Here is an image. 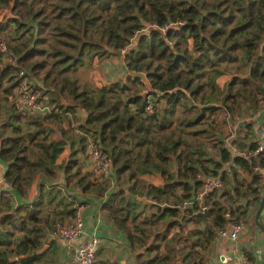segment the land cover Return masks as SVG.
Instances as JSON below:
<instances>
[{
	"label": "trees",
	"instance_id": "1",
	"mask_svg": "<svg viewBox=\"0 0 264 264\" xmlns=\"http://www.w3.org/2000/svg\"><path fill=\"white\" fill-rule=\"evenodd\" d=\"M5 31L11 32L7 46L14 60L0 55V114L8 105L0 125V161L11 186L0 189V264H31L45 254L36 235L38 228L44 235L42 229L27 228L42 220V191L51 185L52 194L55 178L91 192L94 185L84 182L80 160L86 147V138L77 139L82 131L112 160L119 190L110 192L103 209L132 247H146L150 257L141 264H180V255L196 264V247H209L218 229L239 222L247 203L258 209L264 182L253 168L264 166V153L247 160L221 143V160L213 161L202 136L208 130L196 127L212 118L210 129L222 133L228 116L264 104V0H0V33ZM124 49L125 79L97 87L79 79L95 58L119 57ZM21 69L40 82L58 110L37 118L16 110L10 95ZM131 71L146 73L153 92ZM225 75L229 80L220 85ZM150 97L152 112L146 110ZM77 108L85 112L79 128L62 125L77 116ZM27 123L35 128L26 130ZM250 139L247 134L234 145L252 149L256 142ZM230 161L239 169L231 173L233 189L222 193L224 200L213 199L212 192L205 199L208 217L184 216L180 205ZM240 171L250 176L246 186ZM228 175H222L226 184ZM35 186L39 198H32ZM10 191L18 198L16 207L14 195H5ZM141 194L158 209L137 224ZM243 195L245 204H236ZM77 211L57 220L70 221ZM201 222L204 229L187 231L190 223Z\"/></svg>",
	"mask_w": 264,
	"mask_h": 264
},
{
	"label": "crops",
	"instance_id": "2",
	"mask_svg": "<svg viewBox=\"0 0 264 264\" xmlns=\"http://www.w3.org/2000/svg\"><path fill=\"white\" fill-rule=\"evenodd\" d=\"M121 54H119L120 58L123 57ZM107 61L108 60H106V62ZM112 63L114 64L113 60L108 61V64ZM122 72V79H125L127 72L124 70V68ZM111 76H113V74ZM106 83L107 82H104V84ZM76 115L80 117L83 116V118H85V112L79 108H77ZM231 118L232 117L228 116V126H224V131L221 130L222 133L218 130L214 131L213 133L215 137L221 139V142L214 149L215 153L217 154L218 161L221 160V154L218 148L221 146V143L222 146H225L232 151L233 156H236V154H234L236 151L234 142L246 136L247 134L251 135V139L253 141H257L258 127L262 119H264V104L257 109H240L238 115L233 117V119ZM233 120L235 121L232 123ZM198 129L206 130L205 126H202V128ZM207 132H204L202 136L204 137L205 141L209 143L208 140H210V133ZM228 133H231V135L230 137L226 138ZM80 134L81 132H79L77 137H79ZM208 152H210V150H208ZM80 160L84 161V168L89 169V158L85 156L83 159L81 154ZM236 168L239 169L238 166L233 163V161H230L228 163H224L223 167L219 170L217 176H220L221 178L223 177L222 175H224V171L228 172L229 174L227 177L228 184H226L222 179L223 187L225 186V189H233L229 182L232 180L231 173H233ZM105 177L112 179L113 175H105ZM240 177L244 182L242 185L246 186V184L250 182V176L247 173L240 171ZM244 186H241V188ZM50 187L51 185H47L42 191L44 195L41 198V201L44 202L42 207H40V216L42 220L35 221L34 223L36 224H29V228H27V231H29L30 228L32 230H37V227L39 226L44 233V235H41L38 228L36 235L41 239V244L43 246L39 253L45 254L39 258L37 257L33 259L31 264H82L74 261V252L77 246L81 245L91 236H97L100 239V245L97 250V259L101 264H141V262L145 260L144 256L141 255L142 251L138 249V246L136 245L132 247L131 242L125 233L115 226V224L110 220V218H108L106 212L104 211L103 203L109 195L95 196L90 194L89 196L87 192H82L78 189L66 190L64 187L59 186L54 187V190L60 191V189H62L63 194H54V192L52 194H47V191H49ZM223 187L220 190H222ZM36 193L37 194H32V198H39L38 192ZM46 197L48 200H46ZM212 198L217 199L216 194ZM139 200L140 203L136 206V210L134 211V213L138 214L142 213L139 205L144 202L142 197H139ZM223 200L224 199L221 198V201ZM241 200L242 199L240 197L237 198L236 204L244 205V202H241ZM18 202L17 196L14 195L12 200L13 205L16 207ZM256 207L257 205L255 202H249L243 207L245 213L241 215L239 222L245 224V229L240 232L237 239H232L230 236H221L217 231L215 239L212 241L209 247H196L195 251L197 250L199 252L195 254L194 260L196 264H263L264 231L256 223ZM74 210H79L85 219L83 235L78 240L72 242L55 237L53 234V225L57 218L60 216V214L64 215L65 212H71ZM139 216L140 215H138V217ZM260 220L264 225V210L262 211ZM234 223L237 222L233 221L227 225V228L230 232L232 231ZM195 225H198L199 228L204 229L206 223L201 222L200 224ZM34 235L33 233L30 234L31 237H34Z\"/></svg>",
	"mask_w": 264,
	"mask_h": 264
},
{
	"label": "built area",
	"instance_id": "3",
	"mask_svg": "<svg viewBox=\"0 0 264 264\" xmlns=\"http://www.w3.org/2000/svg\"><path fill=\"white\" fill-rule=\"evenodd\" d=\"M147 27L156 28L158 26L156 24H151ZM161 30L165 33L166 27H162ZM124 50H122L121 53H123ZM0 55L3 60H14L13 56L10 54L7 44L3 41H0ZM19 74L20 80L10 95V102L20 114L28 118H37L50 114L53 110L57 109L56 105L52 103V101L44 94L42 89H40V86H38L36 82H33V76L29 75L25 69H21ZM146 110L148 112H152L153 110V101L151 100V97ZM262 153H264V119H262L258 127V139L255 147L244 151L236 148V151L234 152V154L247 160L257 158ZM82 156L83 159L85 156L89 158L90 164L87 171L90 173L96 175L105 174L107 176L113 175L111 158L100 150L93 137L87 140L85 152ZM81 162L84 166V161L81 160ZM5 169V164L0 161V189L10 190L11 186L4 178ZM253 169L260 175L262 181L264 182V166L257 165L254 166ZM222 187L223 180L220 176L205 178L199 190L180 205L181 209L187 214L204 210V208H206L205 199L208 195L212 192L219 191ZM5 195L10 197L13 196V193L11 191L5 192ZM11 198L13 199L14 197ZM227 227L228 226L220 228L218 230L219 235L230 236L232 239H237L240 232L245 229V224L242 222L234 223L231 232ZM84 228L85 219L78 210L74 218L70 221H57L53 226V234L57 238L72 242L78 240L83 235ZM99 245V237H89L81 245L76 247L73 256L74 261L82 264H101L97 259V250Z\"/></svg>",
	"mask_w": 264,
	"mask_h": 264
},
{
	"label": "rangeland",
	"instance_id": "4",
	"mask_svg": "<svg viewBox=\"0 0 264 264\" xmlns=\"http://www.w3.org/2000/svg\"><path fill=\"white\" fill-rule=\"evenodd\" d=\"M10 36H11L10 31L1 32L0 33V41H3L7 44L8 41L12 40ZM125 51L126 50H124V52H123V54H121V56H124ZM122 59H123V57H121V58L120 57H112V58L107 59V60L108 61L113 60L114 64L113 63L108 64V61L106 62V60L100 61L98 58H95L92 65H90V63H89V65H86L85 67H83L79 71V73H78V76H80L79 79H81L83 82H86V83H88L92 86H95V87L101 86V84H103L104 82L112 83L115 81H120L123 78L122 70L124 68ZM87 60H88V58H87ZM5 62H7V60ZM124 70H125V68H124ZM115 73H116V75H115ZM112 74H113V76H111ZM225 76H226V78H225ZM225 76H222V78L219 79L220 85H223L226 81L229 80V78H228L229 76H227V75H225ZM33 82H38V81L36 80V78H33ZM38 83H40V82H38ZM46 96L48 97V99H51V97L49 95H46ZM3 107H4V110H2V113L0 114V125L4 121V118H5L4 113L8 111V105L7 104H4ZM57 110H58V108H57ZM83 119H84L83 116H81V117L80 116H74V117L68 116L67 118L64 119V121L62 122V125H64L67 128L71 127V126L73 128H79V126L81 124L80 122H82ZM214 119H217V118H214ZM211 123H212V118L209 120H205L200 126H197L196 128H202V126H205L206 130H208L207 133H210L209 134L210 140H208L209 143L206 142L208 150H210V152H208V156L210 158H212L213 161H218L217 160V154L215 153L214 149L221 142L220 141L221 139H219L218 137H215V135L213 134L214 132L212 131V129H210ZM24 126H25L26 130H33L35 128L34 125L29 126L28 123L25 124ZM80 137H84V138H86V140H88L89 138H92L91 135L85 134L84 131L81 132ZM77 139H79V137H77ZM86 140H85V142H87ZM213 166L214 165L212 164V168H214ZM82 168H83V170H82L83 174L87 175V178L84 179V182L90 181V183H93V185H94L93 187L95 188V189H93V187H92L91 192L88 193L87 191H84V189L82 187H79V190H81L82 192H87V194L89 196H90V194L95 195V196H107L110 194L111 191L119 190L118 185L115 183L114 177H113V179H111V178L108 179L105 177V174H98V175L92 174L89 171H87V169H85L84 166H82ZM216 173H219V171L215 172L214 175H216ZM42 180H43V178L41 179V183H42ZM53 182H54V184H57L56 186L64 187L66 190L77 189L73 185H71V187L67 186L65 184L64 180L61 181L60 178H55ZM128 187H129V185L126 184L125 188H127V191H128ZM33 188H34L33 189L34 193L33 192L32 193L37 194L36 192H38V190H39L38 186H35ZM45 188H46V186H45ZM225 190L226 189L224 186L222 190L215 193L217 200H221V198H222L221 195ZM55 193L63 194V190L62 191L56 190V191H54V194ZM126 195L132 201L135 199V195L130 194V192H127ZM140 196L144 199V202H142V204L139 205V207L142 210L141 211L142 213H139L140 216L137 217V219L135 220L136 223H138V222L140 223V222L145 221L147 218H149L151 216L152 213H156L157 209H158V207L154 205L152 198L148 194H144V195L141 194ZM240 198L242 199L241 202H245V200H247L245 195L241 196ZM52 220H54V219H52ZM57 221H59V220H57ZM187 227H188V229H187V231H188L189 229L192 230L194 227H198V225L190 224ZM175 231L176 230H174L172 232H175ZM187 231L186 232L184 231V238L188 235ZM182 242H185V240L184 241L182 240ZM137 246H138V249H140L142 251V255L144 256V259H147L150 257L146 251V247H143L142 245H139V244ZM188 250H189V248L185 247L184 253L188 252ZM162 252L164 253V249H162ZM180 256H179V258H181V260L179 262H181L182 264H188L189 263V262H187L188 261L187 259L182 260V257H180Z\"/></svg>",
	"mask_w": 264,
	"mask_h": 264
},
{
	"label": "water",
	"instance_id": "5",
	"mask_svg": "<svg viewBox=\"0 0 264 264\" xmlns=\"http://www.w3.org/2000/svg\"><path fill=\"white\" fill-rule=\"evenodd\" d=\"M128 75L133 76V77H140L144 81V83L146 84V86L148 88V92L147 93L149 94V93L153 92L152 86H151V84H150V82H149V80L147 78L146 73L131 71V72H128ZM164 207H166V205ZM263 210H264V192H263V195H262V198H261L260 205H259V207L257 209L256 216H255L257 225L264 231V225L262 224V222L260 220ZM186 214L187 213L184 212L183 215L186 216ZM208 214H209L208 209L204 208V210H202V211H197V212H194L192 214H187V217H188V219L193 220V219H197L199 217H208ZM180 264H182V263L180 262Z\"/></svg>",
	"mask_w": 264,
	"mask_h": 264
}]
</instances>
